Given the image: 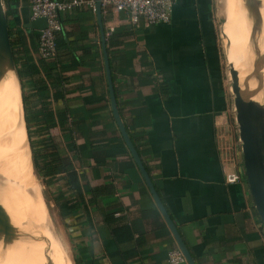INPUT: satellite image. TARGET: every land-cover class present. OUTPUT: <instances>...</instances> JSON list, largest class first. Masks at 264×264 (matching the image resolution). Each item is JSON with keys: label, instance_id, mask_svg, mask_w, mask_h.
Returning <instances> with one entry per match:
<instances>
[{"label": "crops", "instance_id": "0c3cea01", "mask_svg": "<svg viewBox=\"0 0 264 264\" xmlns=\"http://www.w3.org/2000/svg\"><path fill=\"white\" fill-rule=\"evenodd\" d=\"M30 1L4 6L47 86L37 108L49 117L32 125V138L79 263L169 264L178 244L113 116L96 6L61 13L55 65L39 59V30L26 27ZM217 4L174 0L169 22L138 26L103 10L110 67L123 123L196 264H264V225L247 182H226L243 167ZM24 84L29 94V77Z\"/></svg>", "mask_w": 264, "mask_h": 264}, {"label": "bare ground", "instance_id": "6f19581e", "mask_svg": "<svg viewBox=\"0 0 264 264\" xmlns=\"http://www.w3.org/2000/svg\"><path fill=\"white\" fill-rule=\"evenodd\" d=\"M220 1L219 14L226 18L223 34L227 60L238 69L243 84L255 60L249 42L253 21L247 14L244 0ZM260 1L263 28L257 43L263 53L264 0ZM256 85L254 79L249 83L250 89ZM255 99L264 100V90ZM25 125L20 83L16 73L8 71L0 79V205L9 217L3 226L16 241L6 247L0 242V264H26V261L29 264H72L66 249L53 233L43 206ZM18 244L14 254L13 249Z\"/></svg>", "mask_w": 264, "mask_h": 264}, {"label": "water", "instance_id": "95a60500", "mask_svg": "<svg viewBox=\"0 0 264 264\" xmlns=\"http://www.w3.org/2000/svg\"><path fill=\"white\" fill-rule=\"evenodd\" d=\"M260 0H244V6L247 10V14L252 18V27L249 42L255 53V60L253 62V68L250 74L244 79L243 84L240 82V73L235 68L233 63L228 62L227 55L226 60L229 66L230 83L235 111V120L238 125V139L240 141V149L242 152L243 168L245 172L246 182L250 189L253 202L260 220L264 225V100H256L255 97L264 90V52L261 53L258 49L257 39L263 28V18L261 14ZM102 1L96 0V12L98 17V23L100 26V33L102 38V50L104 58L105 72L107 76L111 108L115 121L119 127V130L124 138L126 145L128 146L136 164L138 165L147 185L149 186L155 203L159 210L162 212L168 227L172 231L179 249L183 253L186 262L188 264H196L186 244L182 240V237L172 220L171 216L166 210L162 200L160 199L154 183L146 170L142 159L135 146L133 145L128 131L123 123L122 117L118 110L117 98L114 89L112 71L110 67V58L107 49L106 34L102 18ZM220 21L222 26L226 23V18L221 17ZM46 18H38L31 21L26 25L31 30H42L46 28ZM223 29V28H222ZM221 29V31H222ZM223 34V32H222ZM224 36V34H223ZM225 37V36H224ZM227 52V47H226ZM8 71H13L19 80L17 74V65L14 58L12 49V41L10 35V29L8 25L7 14L5 11L4 0H0V79ZM254 79L257 81V85L254 89H250L249 83ZM20 83V80H19ZM21 88V84H20ZM22 96V90H21ZM23 105V100H22ZM24 112V109H23ZM25 119V118H24ZM26 124V123H25ZM27 130V128H26ZM9 219L5 211L0 205V242L4 247L14 243L16 240L10 235L7 229L4 228V221Z\"/></svg>", "mask_w": 264, "mask_h": 264}, {"label": "built area", "instance_id": "2783aa9c", "mask_svg": "<svg viewBox=\"0 0 264 264\" xmlns=\"http://www.w3.org/2000/svg\"><path fill=\"white\" fill-rule=\"evenodd\" d=\"M102 8L105 11L115 10L125 13L128 21L132 25H140L142 22L147 24L167 23L171 19V11L174 0H101ZM96 6V0H31L30 1V18H46V28L38 31V57L42 61L54 60L58 55V37L63 26L61 13L75 7ZM239 145L240 141L238 139ZM236 161L243 167L241 149L239 157L235 155ZM246 181L244 168L243 170L231 169L226 172V182L228 184L240 183ZM186 259L179 249L173 247L168 253L169 264H182Z\"/></svg>", "mask_w": 264, "mask_h": 264}, {"label": "trees", "instance_id": "16d2710c", "mask_svg": "<svg viewBox=\"0 0 264 264\" xmlns=\"http://www.w3.org/2000/svg\"><path fill=\"white\" fill-rule=\"evenodd\" d=\"M11 35V32H10ZM12 37V49L14 53L15 62L17 65V74L20 80L21 84V90H22V100H23V109H24V118L27 128V134L30 141V147L32 152V160L34 167L38 170L37 172L41 175V177H45L47 175L46 172H44V167L39 168L40 159L44 157V153L39 152L37 150V145L32 140V125L35 123H39L44 119V116L49 117V114L44 112V110H38L37 106L40 103H44V97L47 96V86L45 85L44 81L41 80V74L39 72L38 66L35 64V62L32 61L31 57L29 56L28 49L25 47L23 42V36L21 32H17V34ZM14 38V40H13ZM34 38H37L35 36ZM33 38V39H34ZM112 36L108 37V54L111 56V50L110 47L114 43L112 41ZM59 38H58V55L54 60L50 61H44L45 63L49 64H59L61 63V53L59 48ZM42 61V60H41ZM43 62V61H42ZM43 62V63H44ZM110 64H111V57H110ZM29 77L30 81H32V84L30 85V89L32 91L28 94L26 90V86L24 84L25 78ZM113 77V75H112ZM114 83V78H113ZM44 108V106L42 105ZM137 148V147H136ZM70 182L72 184H76L75 182V174L72 172L69 174ZM50 183V180H47V184ZM71 209V207H70ZM125 227L124 229H126ZM75 264H80L79 260L74 261Z\"/></svg>", "mask_w": 264, "mask_h": 264}, {"label": "rangeland", "instance_id": "374dc122", "mask_svg": "<svg viewBox=\"0 0 264 264\" xmlns=\"http://www.w3.org/2000/svg\"><path fill=\"white\" fill-rule=\"evenodd\" d=\"M216 1L218 3L217 6H219V3H221V1L220 0H216ZM218 11H219V9H218ZM222 16L225 17L224 15H219L218 18H221ZM222 28H225V25L222 26V22L219 19H217V38H218V44H219V53H220L221 58H222V63H223L224 71H225V77H226V80L228 82V90L230 91L231 83H230V79H229L230 78L229 66H228L227 60H226V45L227 44H226L225 37L222 34V32H223ZM221 29H222V31H221ZM263 76H264V73H263ZM230 94H231V100H232V107L234 109V104H233L234 96L231 92H230ZM234 130H235V133H238V125H235ZM32 132H34V128H32ZM32 136H34V134ZM32 140H34V143H35V141H36L35 137L32 138ZM28 142H29V146H30L29 138H28ZM30 150H31V147H30ZM31 157H32V152H31ZM32 164H33V160H32ZM40 167H42V168L44 167L42 160H40L39 168ZM33 171H34V174L36 176V179H37L39 186H40V189H41V196H42V199L44 202L43 206L46 207L48 218H49V221L51 223L50 224L51 229H52L53 233L55 234L56 238L58 239V241L66 249L67 255H68L69 259L71 260L72 264H75L74 261L78 260V259H77V256L75 255L72 242L70 241L69 231L67 229V226H66V224H64L62 219L58 217L59 210L57 208V204L54 202L55 195L53 194L51 188H49V185L47 184V180L44 177H41V175L37 172L38 170L34 167V164H33ZM18 248H19V244L17 246H15V248L13 249L14 254L16 253ZM25 263L29 264V262H27V261Z\"/></svg>", "mask_w": 264, "mask_h": 264}]
</instances>
